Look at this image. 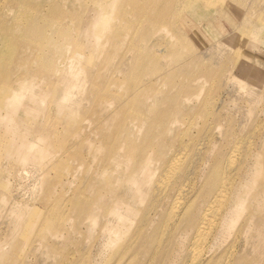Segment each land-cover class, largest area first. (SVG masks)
I'll return each mask as SVG.
<instances>
[{
  "label": "bare ground",
  "instance_id": "6f19581e",
  "mask_svg": "<svg viewBox=\"0 0 264 264\" xmlns=\"http://www.w3.org/2000/svg\"><path fill=\"white\" fill-rule=\"evenodd\" d=\"M197 1L0 0V107L26 102L5 115L9 130L15 123L23 128L8 134L22 142L20 169L56 151L39 141L57 137L50 125L39 132L50 114L53 123L72 126L92 109L96 116L109 111L100 126L112 137L91 147L87 157L103 164L87 171L86 183L52 185L45 176L47 184L32 188L41 198L5 202L3 264H264V120L258 137L231 127L219 143L183 139L196 114L186 117L185 129H175L190 108L185 97L212 72L206 59L219 56L218 77L264 83L263 70H252L264 57V0H246L247 12L223 40L238 35L236 45L207 57L179 32L181 23L200 33V23L189 20L210 17L216 3L228 13L230 3L205 0L202 8ZM257 95L264 101V91ZM51 101L55 106L44 112ZM203 105L191 109L211 113ZM29 135L37 141L27 142ZM62 162L68 159L41 166L40 173Z\"/></svg>",
  "mask_w": 264,
  "mask_h": 264
},
{
  "label": "rangeland",
  "instance_id": "374dc122",
  "mask_svg": "<svg viewBox=\"0 0 264 264\" xmlns=\"http://www.w3.org/2000/svg\"><path fill=\"white\" fill-rule=\"evenodd\" d=\"M225 1L230 3L228 13L225 12V10L224 12L221 11L222 6L216 3L214 5L215 9L211 11L212 13L210 12V17L204 16L202 18H191L189 20L190 22H194L196 24L200 23L199 31L201 33V36L203 35V39L201 38L199 32H195L191 24L183 22L181 23V26L179 28V32H182L183 34L188 36L189 39H191V41L194 43L195 51L203 52L204 56L206 55V57L207 55H209L210 50L216 52L217 49H219V50H223L224 52V51H228L229 48H232L233 46L236 45L237 43L236 40L238 39L237 38L238 35L234 37L231 43L228 40L227 41L226 40L223 41V40L226 39L231 34V32L234 31L235 25L239 24L240 19L242 18L244 13H246L248 10V3L250 0H247L248 3H246V0H242L243 3L239 1H235V0H225ZM196 4L202 8L207 6L205 0H198ZM224 13H227V14H224ZM259 50H260V54L264 55V48L260 47ZM206 60L207 61L205 62L207 64V67L212 72L211 74H205L206 82L202 89H199L198 91L196 90L195 93L188 94L185 97L184 104L187 105V102H188L189 103L188 107L190 108L189 110L185 111L186 112L184 113L185 116L184 115L181 116L183 118L180 117L181 121L179 120V122L175 125L176 127L175 129L176 130L178 128H179L178 130H183V128L185 129V126L187 127L188 125L189 118H191V116L196 114L197 116L195 117V124L189 130L191 133L190 136H184L185 138H183L186 142L189 139V138L187 139V137H194L195 143L198 142L199 138H200L199 141L203 139V142H204L205 140L208 141L207 139L209 137H214L213 138L214 142H217V139H218L217 143H219L224 137V132L227 129H230L231 127L232 129H235V130L237 129L236 132H239V133L243 132L246 129L247 130L249 129V132L251 131L252 133H250L251 135H249L248 133L247 137H251V136L258 137L257 134L261 132L260 131L261 126L258 123L264 120V101L262 99L257 100V97H258L257 93H262L264 91V83L255 82L252 84L251 82L244 83L245 81H242V83H239L236 80L230 81L228 77H224V75H221V74H220L221 76L218 77L220 72L218 71V74H217L216 71L218 70L217 64L219 63V56L215 55L213 60L212 59L210 60L206 59ZM94 68H97V67L95 66ZM259 69L263 70L264 72V57L262 59V62H260L259 65L256 64L255 62H252V70L260 73ZM93 71L95 70L93 69ZM99 71H101L100 76L105 74L102 65H100ZM214 71L217 75L210 76V75H213ZM215 77L216 79H214ZM211 79L214 81H212ZM200 80H203V79H200ZM211 82L212 84H210ZM206 83H208L207 84L208 86L206 85ZM209 84L211 85V87ZM243 84L245 88L241 87ZM215 85L217 86V88ZM209 87H210V90H209ZM43 90L45 91L46 89L44 88ZM202 91H203V94H202ZM55 93L57 92L55 91ZM211 98L214 100H212ZM209 102H212V103L209 104ZM25 104H26L25 100H22L20 102L10 103L8 108L7 106L0 107V117H1V121H0V246H2L1 248H3V206L7 200H10L11 197H14L17 199L34 202V197L41 198L40 194L42 193V191L40 190L38 192H35V190H32V188L34 187L36 182L39 183L40 185L41 184L43 185V183H45V179H44L45 176L48 179V184H52V185H60L63 181H65V183H62V184L66 185L67 187L75 186L77 185L78 182L82 184L83 182L86 183L87 182L86 178L88 176L86 174L87 171L91 169L90 171L94 172L98 170V168H100L103 164L100 158L94 159L92 156H89V158L87 157L91 147L97 144L99 145L100 142L101 144L110 143L112 140V137L111 136L109 137L106 134V132H104V130L101 129L102 126H100L101 125L100 119L106 116V113L109 111L99 110L100 111L99 115L96 116L94 109H92L90 112L84 113L83 114L84 116L81 117L80 121L75 123L72 126L71 125L65 126L63 123H60L62 121L59 122L58 118H57L58 120L53 123L55 119L50 114L49 120L46 122L44 127L39 132H44L45 130H47V128L50 125L52 126L54 130H57L55 132V135L57 137H49L50 139L48 137H42L41 139H39V141L42 139H45V143H47L48 145L53 143L56 147V151L52 155L48 156V158L42 161L40 164L37 163L33 167L30 165L31 163H29V166H27V168L22 167V169H20L18 165L17 154H18V147L22 145V142L20 140H16L19 137H9L8 134L10 133V131H13V134L15 136L16 133L23 128H21L18 123H15V126L12 127V130H9V128H7L8 124H7V120H5V115L7 116V112H10L13 110H15L18 113L19 111L22 110ZM201 104L202 105L205 104L203 105L205 106V108L210 107L212 110L211 113L203 114V112L201 111L200 114H197L194 112L195 111L194 109H191L193 107L203 108ZM53 106H55V103L53 101L47 102L46 105L44 106V112L53 108ZM164 109L165 110L163 109L161 110L162 111L170 110L169 108H164ZM215 112L219 115V117L217 118L212 117L213 113ZM60 115H63V113H60ZM200 115L203 117L200 118ZM28 116L30 118L27 119L26 121L30 124H33L35 122L34 118L31 115H28ZM186 117H189V118H186ZM205 117H208V118L205 119ZM206 122L208 123L211 122V125H212L211 127H209L208 132H204L202 129V125ZM218 124L220 125V127L219 126L216 127V125ZM256 124L258 125L256 126ZM27 125L29 127V124ZM91 125L93 126L92 128H91ZM136 126H138V124ZM136 128H137V131H136L137 135L141 136L142 129H140L139 126L135 127V129ZM253 129H255L256 132L253 131ZM220 132H223V135ZM29 136L30 137H25L27 142L37 141V137H31L32 135H29ZM91 137L93 140H91ZM168 137H173V134H171ZM203 142H202L201 147L204 146L205 142L204 143ZM217 143L214 145L217 146ZM75 144L76 145L78 144V145L76 146ZM8 145L12 146V153L8 151L7 149ZM76 147H77V150H76ZM72 149L74 151H72ZM72 155L76 157L78 156V157L76 158ZM238 155L240 156L238 157ZM68 156H72V157H68ZM237 157H238L237 159L239 160L241 158L243 159V152L239 151L237 154ZM60 158L68 159V163L62 162V165L60 167L51 168V169H48L45 173H40L41 171L39 167L41 166L46 167L48 164ZM26 169H29L30 171H25ZM35 169L37 170L36 172H33V171L31 172V170H35ZM57 172H63V173L59 175V178L61 179L60 182L56 183L54 180V177L57 176ZM81 172H83V174ZM67 180H68V183H67ZM39 184H37L36 186L39 187ZM45 184L44 186H47ZM1 248H0V264H3V250Z\"/></svg>",
  "mask_w": 264,
  "mask_h": 264
}]
</instances>
